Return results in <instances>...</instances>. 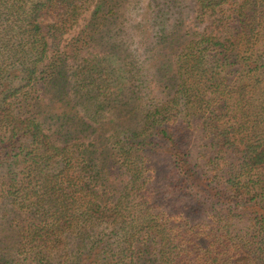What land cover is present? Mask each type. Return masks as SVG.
<instances>
[{
  "label": "trees",
  "instance_id": "trees-1",
  "mask_svg": "<svg viewBox=\"0 0 264 264\" xmlns=\"http://www.w3.org/2000/svg\"><path fill=\"white\" fill-rule=\"evenodd\" d=\"M141 3L0 0V264H264V0Z\"/></svg>",
  "mask_w": 264,
  "mask_h": 264
},
{
  "label": "rangeland",
  "instance_id": "rangeland-1",
  "mask_svg": "<svg viewBox=\"0 0 264 264\" xmlns=\"http://www.w3.org/2000/svg\"><path fill=\"white\" fill-rule=\"evenodd\" d=\"M147 4H148V0H142V3H141L142 6L140 8L139 15H138V17L133 19V22L136 23V26L140 27L139 31H135L136 32L135 39H144V38L148 37L149 30H148V22H147V17H148L147 16V10H148ZM80 23H81V21H80ZM78 28L79 27H77L75 30H77ZM74 31L71 32V34H68L66 36V38L71 37V35L74 33ZM138 44L142 46V43H138ZM138 52H140V48L138 49ZM108 109H110L109 112H110V114H112V118H116V114H117L118 109L115 107H111ZM59 111H61V110H59ZM122 117H123L122 119L121 118L119 119L121 127H124V129L130 128V127H132V128L135 127V122H136V120H138L137 117H135V116L129 117V115H127L126 117L125 116H122ZM109 118H111V116ZM103 119H106V118H103ZM109 120L111 123L112 120L111 119H109ZM196 131L194 133H196ZM102 132L107 135L108 128H107V130H106V128L102 129ZM196 138H199V137H196V134H194L192 136L193 141ZM92 139H93V136H90V137L88 136V137H85L82 141L86 142L88 140L91 141ZM206 142H207V140H203L201 137L199 139H196L193 142V144L190 145V149L192 150L193 154L199 156L200 153H202V151H204V154L207 157H211L212 156V153H211L212 150L207 145L205 146ZM205 160H206V158H203L200 160V162L202 164H204ZM203 167L206 169V168H209V165H204ZM161 172L163 174V171H161ZM162 174H160V175H162ZM161 181H162V179L160 178V180H159V182H157V184L160 183ZM157 184H156V186H157ZM10 207H11V203L9 201H7V199H5L4 197H2L0 195V256L5 260L8 259L9 262H12L13 257H17V254L15 255L14 253H15V248H17V246H18V244H17L18 230L15 229L16 227L14 225H16V223H15L14 219L19 218L20 216H15V215L11 216V212H9ZM165 209L166 210L169 209V204L166 205Z\"/></svg>",
  "mask_w": 264,
  "mask_h": 264
}]
</instances>
